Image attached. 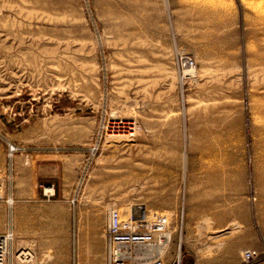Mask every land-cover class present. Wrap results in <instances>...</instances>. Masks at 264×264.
<instances>
[{
	"label": "rangeland",
	"instance_id": "rangeland-1",
	"mask_svg": "<svg viewBox=\"0 0 264 264\" xmlns=\"http://www.w3.org/2000/svg\"><path fill=\"white\" fill-rule=\"evenodd\" d=\"M132 204L180 264L264 261V0H0V233L65 264Z\"/></svg>",
	"mask_w": 264,
	"mask_h": 264
},
{
	"label": "built area",
	"instance_id": "built-area-1",
	"mask_svg": "<svg viewBox=\"0 0 264 264\" xmlns=\"http://www.w3.org/2000/svg\"><path fill=\"white\" fill-rule=\"evenodd\" d=\"M186 64L191 62L184 58ZM170 235L165 214L133 204L125 210L110 208L103 230V264H180L178 257L171 256ZM14 243L11 230L0 233V264H35L31 250L14 247Z\"/></svg>",
	"mask_w": 264,
	"mask_h": 264
},
{
	"label": "crops",
	"instance_id": "crops-1",
	"mask_svg": "<svg viewBox=\"0 0 264 264\" xmlns=\"http://www.w3.org/2000/svg\"><path fill=\"white\" fill-rule=\"evenodd\" d=\"M71 219L66 215L63 216L65 225L71 223ZM76 227L80 235L81 255L78 260H68L65 264H103L104 263V239L103 230L105 225V218L98 217L95 214L89 213L82 218L76 220ZM69 223V224H68ZM22 247V246H20ZM26 248V247H22ZM29 249V248H28ZM190 264H210L203 261H195ZM222 264H264V261H254L244 263L242 261L228 262Z\"/></svg>",
	"mask_w": 264,
	"mask_h": 264
},
{
	"label": "bare ground",
	"instance_id": "bare-ground-1",
	"mask_svg": "<svg viewBox=\"0 0 264 264\" xmlns=\"http://www.w3.org/2000/svg\"><path fill=\"white\" fill-rule=\"evenodd\" d=\"M115 128H117V127H115ZM114 129V128H113Z\"/></svg>",
	"mask_w": 264,
	"mask_h": 264
}]
</instances>
